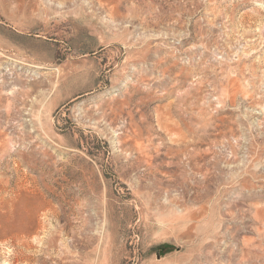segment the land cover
<instances>
[{"label": "rangeland", "instance_id": "1", "mask_svg": "<svg viewBox=\"0 0 264 264\" xmlns=\"http://www.w3.org/2000/svg\"><path fill=\"white\" fill-rule=\"evenodd\" d=\"M0 264H264V0H0Z\"/></svg>", "mask_w": 264, "mask_h": 264}]
</instances>
